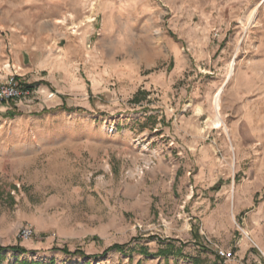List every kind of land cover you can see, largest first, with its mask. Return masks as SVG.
Listing matches in <instances>:
<instances>
[{"label": "rangeland", "instance_id": "374dc122", "mask_svg": "<svg viewBox=\"0 0 264 264\" xmlns=\"http://www.w3.org/2000/svg\"><path fill=\"white\" fill-rule=\"evenodd\" d=\"M178 1L0 0V264H264V0Z\"/></svg>", "mask_w": 264, "mask_h": 264}, {"label": "built area", "instance_id": "2783aa9c", "mask_svg": "<svg viewBox=\"0 0 264 264\" xmlns=\"http://www.w3.org/2000/svg\"><path fill=\"white\" fill-rule=\"evenodd\" d=\"M28 94L29 92L25 91V89L20 86L16 77L11 75L3 85H0V104L20 99ZM20 237L24 240H30L33 237V231L30 229H24L21 231ZM216 251L220 257L225 259V261H229L233 258L231 252H226L221 249H217Z\"/></svg>", "mask_w": 264, "mask_h": 264}, {"label": "trees", "instance_id": "16d2710c", "mask_svg": "<svg viewBox=\"0 0 264 264\" xmlns=\"http://www.w3.org/2000/svg\"><path fill=\"white\" fill-rule=\"evenodd\" d=\"M115 249H119V247L117 245L112 246L108 250H106L105 253H108V252H110L112 250H115ZM6 251L16 252V253H19L20 255L27 254V251L24 248L20 247V246L6 247V248L0 246V255L2 254V252H6ZM79 254L82 257H85L82 253H79ZM20 264H38V263L28 262V261H22ZM48 264H56V262L52 260Z\"/></svg>", "mask_w": 264, "mask_h": 264}, {"label": "crops", "instance_id": "0c3cea01", "mask_svg": "<svg viewBox=\"0 0 264 264\" xmlns=\"http://www.w3.org/2000/svg\"><path fill=\"white\" fill-rule=\"evenodd\" d=\"M178 2L181 3V0H179ZM193 2H194V4H193ZM242 3H243V2H242ZM242 3H241V4H242ZM226 4H228V6L230 5L229 2H227ZM191 5H192V6H190V7H192L193 10L195 11V10H196V7H195V6H196V4H195V0H192V4H191ZM231 5H233V4H231ZM178 252H179V253H178ZM182 253H183L182 250H178V249H177V253H175V254L172 256L176 262H179L178 259L180 258V256H181ZM210 254H211V253H208V255H210ZM214 254H215V255H214V258H213V262H212L211 264H228V262L225 261L224 258L220 257V256L217 254V251H215ZM164 257H165V259H167L169 256H168V255H164ZM180 263L185 264V262H183V261H180Z\"/></svg>", "mask_w": 264, "mask_h": 264}]
</instances>
